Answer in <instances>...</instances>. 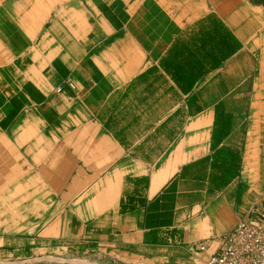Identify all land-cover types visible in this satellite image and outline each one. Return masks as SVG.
Here are the masks:
<instances>
[{
	"label": "crops",
	"instance_id": "crops-1",
	"mask_svg": "<svg viewBox=\"0 0 264 264\" xmlns=\"http://www.w3.org/2000/svg\"><path fill=\"white\" fill-rule=\"evenodd\" d=\"M263 191L264 0H0V264H206Z\"/></svg>",
	"mask_w": 264,
	"mask_h": 264
},
{
	"label": "built area",
	"instance_id": "built-area-1",
	"mask_svg": "<svg viewBox=\"0 0 264 264\" xmlns=\"http://www.w3.org/2000/svg\"><path fill=\"white\" fill-rule=\"evenodd\" d=\"M213 247L206 264H264V191L225 236L204 241L197 249Z\"/></svg>",
	"mask_w": 264,
	"mask_h": 264
},
{
	"label": "rangeland",
	"instance_id": "rangeland-1",
	"mask_svg": "<svg viewBox=\"0 0 264 264\" xmlns=\"http://www.w3.org/2000/svg\"><path fill=\"white\" fill-rule=\"evenodd\" d=\"M48 259H53V258H48ZM48 259H45V260H48ZM55 261H63V260H57V259H54ZM65 261H67V262H69V263H76V264H91V263H89V262H87L86 260H78V259H76V260H72V259H68V260H66V259H64V262Z\"/></svg>",
	"mask_w": 264,
	"mask_h": 264
}]
</instances>
